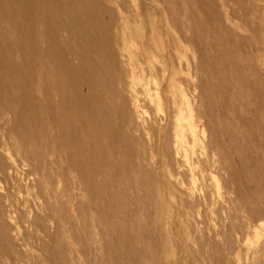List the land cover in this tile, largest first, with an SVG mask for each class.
I'll use <instances>...</instances> for the list:
<instances>
[{"label": "rangeland", "instance_id": "rangeland-1", "mask_svg": "<svg viewBox=\"0 0 264 264\" xmlns=\"http://www.w3.org/2000/svg\"><path fill=\"white\" fill-rule=\"evenodd\" d=\"M146 2L0 0V264L264 263V0Z\"/></svg>", "mask_w": 264, "mask_h": 264}, {"label": "bare ground", "instance_id": "bare-ground-1", "mask_svg": "<svg viewBox=\"0 0 264 264\" xmlns=\"http://www.w3.org/2000/svg\"><path fill=\"white\" fill-rule=\"evenodd\" d=\"M143 1H147V0H143ZM142 2V1H141ZM147 3V2H146ZM151 4V3H150ZM153 4V3H152ZM10 6V5H9ZM142 6V5H141ZM153 7V6H152ZM3 10V9H2ZM157 10V9H156ZM2 13V12H1ZM34 23V22H33ZM48 43V42H47ZM229 93V92H228ZM227 93V94H228ZM226 97H228L227 95H226ZM191 117H193V116H191ZM116 120V119H115ZM179 122H180V124L182 123V119H181V117H179ZM188 126L190 127L191 125L188 123ZM180 127V126H179ZM192 127V126H191ZM176 154H174V156H175ZM14 183V182H13ZM264 264V263H263Z\"/></svg>", "mask_w": 264, "mask_h": 264}]
</instances>
